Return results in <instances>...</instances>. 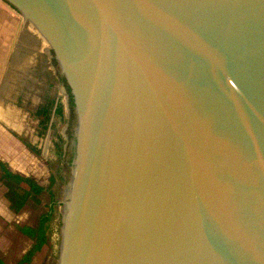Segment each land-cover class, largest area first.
<instances>
[{"label": "water", "instance_id": "1", "mask_svg": "<svg viewBox=\"0 0 264 264\" xmlns=\"http://www.w3.org/2000/svg\"><path fill=\"white\" fill-rule=\"evenodd\" d=\"M0 4L73 101L56 264H264V0Z\"/></svg>", "mask_w": 264, "mask_h": 264}, {"label": "rangeland", "instance_id": "2", "mask_svg": "<svg viewBox=\"0 0 264 264\" xmlns=\"http://www.w3.org/2000/svg\"><path fill=\"white\" fill-rule=\"evenodd\" d=\"M17 25L27 87L26 91H4L0 97L7 110L3 111L6 122L0 115V160L13 171L33 177L44 189L38 194V201L29 199L14 212L8 207L6 187L0 179V257L15 263L33 242L18 226L36 225L39 215L52 207L48 239L26 264H56L60 200L73 156L75 113L69 89L51 59V52L26 25ZM48 98L54 99L52 110L59 102V111L52 116L50 130L41 133L35 110ZM49 191L53 192L52 198Z\"/></svg>", "mask_w": 264, "mask_h": 264}, {"label": "trees", "instance_id": "3", "mask_svg": "<svg viewBox=\"0 0 264 264\" xmlns=\"http://www.w3.org/2000/svg\"><path fill=\"white\" fill-rule=\"evenodd\" d=\"M53 103L54 99L48 98L35 110V115L39 117V126L41 133H45V131L50 130L52 116L56 113L58 114L59 102H56L52 110ZM0 169V179L6 187L4 196L8 201V207L12 211H19L29 199L38 201V194L42 192L44 187L39 185L33 177L13 171L2 160H0ZM49 195L50 198H52L53 192L49 191ZM51 210L52 207H49L46 211L42 212L38 217L37 224L34 226L25 224L18 226V229L21 232L33 238V242L29 246V248L22 254V256L15 263L11 264L28 263L35 252L40 250L42 245L47 241ZM0 264L10 263L5 262L0 257Z\"/></svg>", "mask_w": 264, "mask_h": 264}, {"label": "crops", "instance_id": "4", "mask_svg": "<svg viewBox=\"0 0 264 264\" xmlns=\"http://www.w3.org/2000/svg\"><path fill=\"white\" fill-rule=\"evenodd\" d=\"M17 23L19 24L0 4V97L6 91H26L27 87V71L21 67L23 57L19 50ZM1 119L6 122L4 118Z\"/></svg>", "mask_w": 264, "mask_h": 264}, {"label": "bare ground", "instance_id": "5", "mask_svg": "<svg viewBox=\"0 0 264 264\" xmlns=\"http://www.w3.org/2000/svg\"><path fill=\"white\" fill-rule=\"evenodd\" d=\"M2 103V101H0V115L7 121V119H6V117H5V115L3 114L4 112V109L5 108H3L4 107V104H1ZM12 124V123H11ZM15 127V126H14ZM17 129V128H16Z\"/></svg>", "mask_w": 264, "mask_h": 264}, {"label": "flooded vegetation", "instance_id": "6", "mask_svg": "<svg viewBox=\"0 0 264 264\" xmlns=\"http://www.w3.org/2000/svg\"><path fill=\"white\" fill-rule=\"evenodd\" d=\"M52 58V61L54 62V64L56 65V67H57V62H56V60H55V58L53 57V55L51 56ZM57 70H58V68H57Z\"/></svg>", "mask_w": 264, "mask_h": 264}]
</instances>
